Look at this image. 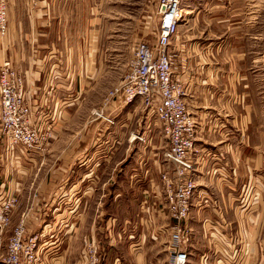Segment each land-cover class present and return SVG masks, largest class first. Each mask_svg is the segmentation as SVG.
<instances>
[{"label": "rangeland", "instance_id": "obj_1", "mask_svg": "<svg viewBox=\"0 0 264 264\" xmlns=\"http://www.w3.org/2000/svg\"><path fill=\"white\" fill-rule=\"evenodd\" d=\"M156 1L57 0L46 12L33 11L32 21L27 15L19 17L27 25L17 40L27 42L28 35L32 36L38 46L37 64L46 74L53 62L57 64V71L47 77L49 88L65 86L72 93L68 107L60 101L48 112L61 122L57 138L41 154L31 153L19 160L17 169L26 168L21 180L25 186L38 183L51 165L60 166L62 159H54L58 147L80 135L90 111L96 119L92 112L122 79L134 43L154 37ZM221 4L223 22H232L233 17L230 38L242 35L243 40L234 47V63H226L232 49L225 45L214 64L220 80L207 119L217 121L209 127L216 142L197 144L199 177L187 221L188 264H264V0H221ZM28 21L35 22L33 32L38 36ZM7 56L13 59L11 54ZM125 113L105 135L101 130L103 134L94 144L90 140V151L83 159L86 164L78 169V174L84 169L89 172V178L81 179L75 173L69 183L77 185L75 190L57 195L56 209L61 212L50 214L47 223L53 222L47 225L45 239L50 238V255L56 258L61 250L66 252L64 264H78L85 242L92 240L89 229L93 225L101 231L96 229L94 235L101 249L100 264H168L167 238L161 234L153 238L145 232L138 216L143 188L151 187L145 171L157 181L156 164L162 161L167 141L157 121L146 119L137 103ZM200 116L205 125L204 114ZM5 158L4 154L3 162ZM100 212L99 222L94 221ZM12 214L4 244L16 224ZM77 221L82 223L81 229H77Z\"/></svg>", "mask_w": 264, "mask_h": 264}, {"label": "built area", "instance_id": "obj_2", "mask_svg": "<svg viewBox=\"0 0 264 264\" xmlns=\"http://www.w3.org/2000/svg\"><path fill=\"white\" fill-rule=\"evenodd\" d=\"M47 0H29L34 8H41ZM152 17L156 32L152 39L134 43L131 58L119 83L112 86L100 107L92 112L107 128L126 107L136 104L146 119H155L167 146L158 162L157 181L145 171L150 188H143L139 209V224L147 228L149 197L156 204V215L167 224L156 229L168 241V264H188L190 252L187 241L190 228L192 201L197 188L198 167L196 156L198 136L202 124L191 111L187 101L188 90L180 79L177 56L173 51V37L178 23L184 18L183 0H157ZM8 0H0V37H6ZM65 105L66 101H62ZM33 103L22 71L7 57L0 60V137L5 149L22 156L44 152L56 132V120ZM15 189L7 187L0 193V255L2 264H45L49 253V232L45 224L38 232L29 233L24 218L10 231L4 244V235L11 213L18 203ZM62 194V193H61ZM151 223V222H150ZM101 249L95 239L85 242L80 264H100Z\"/></svg>", "mask_w": 264, "mask_h": 264}, {"label": "crops", "instance_id": "obj_3", "mask_svg": "<svg viewBox=\"0 0 264 264\" xmlns=\"http://www.w3.org/2000/svg\"><path fill=\"white\" fill-rule=\"evenodd\" d=\"M54 2H57V0H47L42 4L41 8H34L29 0H8V33H10V35L8 37L7 34V37L4 40L0 37V60L2 57H7L22 71V73H24L27 89L32 102L43 105L42 110L46 114H48L49 110L51 111V109L54 110L55 107H58L60 101H66L65 108L68 107L71 99L69 97L72 96V93H70L71 89L64 90L65 86H63L64 89L58 90L49 88L50 83H48L49 78L47 77L51 74L50 72L57 71V69H54V66L57 64L53 62L54 65L52 64L53 67L51 71H48V74H46L45 68L40 67L41 65L39 66L37 64L38 60L36 59V56L38 55V51L36 48L38 46H34L32 36L28 35L29 40L27 42L21 41L22 39L20 41L17 40V36L18 33L25 32V26L27 25L20 22L19 17L21 15H27L28 20L32 21L33 11L36 12L37 10H40L42 13L46 12L55 5ZM183 8L185 16L178 23L177 32L173 37V51L177 56L178 74L188 90V96L186 99L189 102L190 109L196 115L198 114L200 118V113L202 116L204 114L203 120L205 119V121L203 123L205 125L201 123L203 132L201 131L198 136V143L203 141V144L211 145L215 144L216 137L210 132L209 127L210 125H216L217 121L212 118L207 119V113L211 111V105L214 106V88L218 87L220 80L219 72L214 68V64L218 63L220 60L219 52L225 45L232 49L230 55L225 59L226 63L228 65L234 63L233 60L236 53L234 47L238 48L239 39L243 40V37L241 35L236 36L235 38H230V33L234 30V26H229L234 24L233 17L232 22H223L221 0H185ZM29 21L28 27L31 26L33 32L35 22L33 21V25H31ZM33 34L37 35L38 33L33 32ZM23 37L25 40L28 38L25 34ZM7 54H11L13 59L7 56ZM48 60L50 59L48 58ZM229 84L231 87L234 86L232 83ZM227 89L229 88L227 87ZM128 107L117 114L115 121L128 110ZM64 113H67V111L64 110ZM89 117L90 120L84 125L79 136L75 135L71 137L64 143V146L58 147L59 150L55 154L54 159H62L60 166L53 167L51 165L49 168H46L42 179L36 184L24 185L21 180L23 178L22 175H25L26 168L20 167V169H17L21 158L17 159V152L15 151L13 153H7L4 150V145L0 137V150L2 153H0V193L4 192L7 187L15 189V193L18 196L17 207L19 206L20 208L18 210H16L17 207L14 208L12 212V220L14 223H17L20 219L24 218L29 233L40 231L49 221V216L52 212L54 216L61 212L56 209L57 195L62 193V196H65L71 192L72 188L77 186L73 185V183H69L71 177H74L75 173L78 174V169L85 166L86 161L84 162V160L88 155L86 153L90 151V142L92 141V144H94L103 133L105 135L107 124L101 119H93L91 111ZM60 123V121L55 122L56 129L58 126L60 127ZM115 124L116 123H114V125ZM101 130L103 133H101ZM95 134L96 136H94ZM57 136L58 129L55 132L54 139H56ZM4 154L6 158L3 162ZM75 156L77 158H75ZM80 159L82 161H80ZM156 165V168H158V162ZM83 171L84 172H80L77 177L80 176L81 179L89 178L90 173L86 172L85 169ZM56 181H59V183ZM83 188H81V190ZM76 189L78 190L79 188ZM67 197L68 196H66V198ZM148 210L146 217L149 219V223L147 228L143 227V230L149 232L151 236L155 238L157 237L155 231L163 222L155 213L157 210L154 199L148 202ZM65 213L66 209H63L62 214ZM100 218L101 212L96 215L94 221L99 222ZM51 222L53 221L50 220L49 223ZM78 222L79 221L76 222V226L78 224L77 229H81L82 223ZM96 229H98L97 231H100V228L95 227L94 225L89 229L90 239H97V237L94 236ZM48 239L50 240V238ZM63 251L64 250H61L59 253L60 255L58 257L56 256V258L54 255H50L51 252L46 253L43 260L44 263L64 264ZM55 253L56 252H54V254ZM64 253L66 254L65 251ZM47 254L51 257L49 258ZM55 259L58 260L55 261ZM78 264H80V260L78 261Z\"/></svg>", "mask_w": 264, "mask_h": 264}]
</instances>
